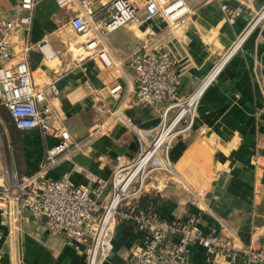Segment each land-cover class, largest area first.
<instances>
[{"label": "crops", "instance_id": "1", "mask_svg": "<svg viewBox=\"0 0 264 264\" xmlns=\"http://www.w3.org/2000/svg\"><path fill=\"white\" fill-rule=\"evenodd\" d=\"M18 1L0 0V6L10 10ZM184 2L191 13L173 27L159 17L141 26L129 24L105 38L120 71L123 92L118 101L110 94L112 84L94 63L64 52L68 42L59 40L57 32L68 23V17L51 0L38 4L30 41L36 44L48 37L57 58L48 62L33 49L29 63L57 80L59 95L52 102L56 124L69 130L75 144L51 168L49 177L61 180L68 176L74 185L87 186L90 181L85 174L73 173L75 165L92 176L110 180L117 158L136 156L137 137L130 127L152 130L166 108L164 104L149 109L136 105L135 74L126 59L142 41L149 42L153 49L162 48L180 61L183 73L179 97L193 96L204 86L205 90L190 136L177 140L170 151L175 179L161 191L152 190L150 185L151 192L142 206L152 207L166 220L197 215L206 233L222 234L237 247L264 249V24L214 76L237 37L264 7V0ZM223 4L242 10L241 16L230 23L222 11ZM113 114H120L121 119L113 123ZM0 116L10 123L16 172L23 176L38 172L47 149L56 140L45 139L38 131H19L2 106ZM14 132L18 134L17 146ZM44 225L19 224L10 232L0 225L6 233L1 264H88L80 248L64 238L52 237ZM145 238L132 220L120 222L114 252L100 264H132V254ZM190 264L250 263L242 255L234 263L221 256L211 258L203 247L194 245Z\"/></svg>", "mask_w": 264, "mask_h": 264}, {"label": "built area", "instance_id": "2", "mask_svg": "<svg viewBox=\"0 0 264 264\" xmlns=\"http://www.w3.org/2000/svg\"><path fill=\"white\" fill-rule=\"evenodd\" d=\"M41 1L19 0L10 10L0 6V106L7 110L11 123L19 131H38L43 138L55 139L56 143L47 149L40 170L23 176L16 172L12 158L10 123L0 116V225L10 232L19 224L44 222L52 237L64 238L68 244L80 248L88 264H100L113 254L117 226L126 220H132L146 234L143 245L132 254V264H190L194 245L203 247L211 258L221 256L234 263L242 255L250 264H264L263 248L237 247L222 234H208L197 215L166 220L152 207L142 206V200L151 192L150 185L152 190L161 191L175 179L177 172L170 151L177 140L190 136L205 90L204 86L193 96L179 97L183 73L180 61L162 48L153 49L149 42L142 41L126 59V65L135 74L136 105L149 109L164 104L166 108L152 130L130 127L137 137L136 156L117 158L110 180L92 176L75 165L73 173L85 174L90 181L87 186L74 185L68 176L61 180L49 177L51 168L75 144L69 130L61 123L56 124L52 102L59 95L57 80L43 69H33L29 63L33 49L40 51L48 62L57 58L48 37L36 44L30 41ZM51 1L68 17L73 34L82 39L79 48L84 58L94 63L112 84L110 94L116 101L121 99L123 87L105 38L129 24L141 26L159 17L173 27L191 13L184 0ZM222 11L230 23L242 12L226 4L222 5ZM263 24L264 7L237 37L214 76ZM120 119V114H113V123ZM192 205L196 203L193 201ZM5 241L6 233L0 229V264Z\"/></svg>", "mask_w": 264, "mask_h": 264}, {"label": "rangeland", "instance_id": "3", "mask_svg": "<svg viewBox=\"0 0 264 264\" xmlns=\"http://www.w3.org/2000/svg\"><path fill=\"white\" fill-rule=\"evenodd\" d=\"M129 26V25H127ZM127 26H125L124 28H126ZM59 37V40H63L64 38L66 39V41L68 42V47L66 50H64V52L69 51L70 54L76 55L77 58L80 57H84L85 55L81 52H79V47L80 43L82 42L79 38H77V36H75L73 34V32L71 31L70 27L68 26L67 23H64L63 25L60 26L59 31L57 32ZM78 41V42H77ZM108 76L112 75V73L109 75V73L107 74ZM114 75V74H113ZM11 153H12V158L15 162V156H14V150L13 148L11 149Z\"/></svg>", "mask_w": 264, "mask_h": 264}, {"label": "trees", "instance_id": "4", "mask_svg": "<svg viewBox=\"0 0 264 264\" xmlns=\"http://www.w3.org/2000/svg\"><path fill=\"white\" fill-rule=\"evenodd\" d=\"M14 131V130H13ZM14 134V144L17 146V144L19 145V142H18V134H16L15 132L13 133Z\"/></svg>", "mask_w": 264, "mask_h": 264}]
</instances>
